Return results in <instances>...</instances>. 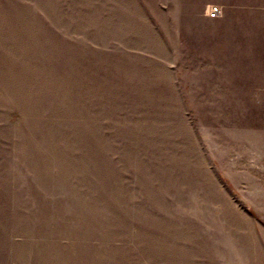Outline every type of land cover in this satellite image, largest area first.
Returning a JSON list of instances; mask_svg holds the SVG:
<instances>
[{"label": "rangeland", "instance_id": "rangeland-1", "mask_svg": "<svg viewBox=\"0 0 264 264\" xmlns=\"http://www.w3.org/2000/svg\"><path fill=\"white\" fill-rule=\"evenodd\" d=\"M0 264H264V0H0Z\"/></svg>", "mask_w": 264, "mask_h": 264}, {"label": "built area", "instance_id": "built-area-1", "mask_svg": "<svg viewBox=\"0 0 264 264\" xmlns=\"http://www.w3.org/2000/svg\"><path fill=\"white\" fill-rule=\"evenodd\" d=\"M219 12V8L217 6H213L210 9V15L215 16Z\"/></svg>", "mask_w": 264, "mask_h": 264}, {"label": "crops", "instance_id": "crops-1", "mask_svg": "<svg viewBox=\"0 0 264 264\" xmlns=\"http://www.w3.org/2000/svg\"><path fill=\"white\" fill-rule=\"evenodd\" d=\"M225 2H227V1H225ZM240 2H246V0H240Z\"/></svg>", "mask_w": 264, "mask_h": 264}]
</instances>
